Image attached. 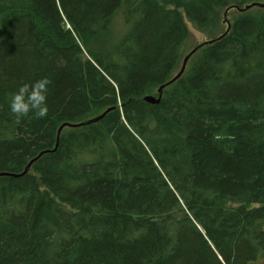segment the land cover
Masks as SVG:
<instances>
[{
	"label": "trees",
	"instance_id": "1",
	"mask_svg": "<svg viewBox=\"0 0 264 264\" xmlns=\"http://www.w3.org/2000/svg\"><path fill=\"white\" fill-rule=\"evenodd\" d=\"M252 3L0 0V173L109 110L0 176V264H264V8L238 10ZM220 12L228 32L144 102L188 54L184 19L201 31ZM43 77L48 115L17 122L10 94Z\"/></svg>",
	"mask_w": 264,
	"mask_h": 264
},
{
	"label": "clouds",
	"instance_id": "2",
	"mask_svg": "<svg viewBox=\"0 0 264 264\" xmlns=\"http://www.w3.org/2000/svg\"><path fill=\"white\" fill-rule=\"evenodd\" d=\"M50 80L47 77L32 82H21L10 94L8 101L9 112L20 122L29 114L35 118L48 115V91Z\"/></svg>",
	"mask_w": 264,
	"mask_h": 264
},
{
	"label": "water",
	"instance_id": "3",
	"mask_svg": "<svg viewBox=\"0 0 264 264\" xmlns=\"http://www.w3.org/2000/svg\"><path fill=\"white\" fill-rule=\"evenodd\" d=\"M253 7H259V8H264V4H261V3H252V4H249V5H246L243 9H238L239 11H244V10H248L250 8H253ZM224 22L226 23L227 25V28H226V31L224 32V35L228 32L229 28H230V25L229 23L227 22L226 20V13H224ZM221 37V36H220ZM219 38V37H218ZM211 41H207V42H204V43H210ZM204 43H202L201 45L195 47L194 49H192L182 60V64H181V67H180V70L177 72V74H175V76L170 80L168 81L167 83L161 85L158 89H157V93H158V96L157 98H154L152 96H145L143 98V101L144 102H147L149 104H158L161 100V96H162V90L167 87L168 85H170L171 83L175 82L176 80H178L182 74L184 73L185 71V67H186V64L188 62V60L190 59V57L200 48L204 45ZM109 111V110H107ZM105 111L104 113H102L101 115L95 117V118H92L88 121H85V122H82V123H79V124H62L60 126V128L58 129L57 131V137H56V144L54 146V148L52 150H46V151H43L41 153H39L35 158L31 159L27 166L24 168L23 172L19 173V174H12V173H0V176H9L11 178H19V177H22L23 175L27 174L28 173V170L30 169V167L38 160V158L44 154V153H47V152H52L56 149L57 147V140L59 138V134L61 132V130L64 128V127H70V128H74V127H80V126H84V125H87V124H91V123H94V122H97L98 120L102 119L103 116L105 115V113L107 112Z\"/></svg>",
	"mask_w": 264,
	"mask_h": 264
},
{
	"label": "rangeland",
	"instance_id": "4",
	"mask_svg": "<svg viewBox=\"0 0 264 264\" xmlns=\"http://www.w3.org/2000/svg\"><path fill=\"white\" fill-rule=\"evenodd\" d=\"M219 16L220 18L218 19V22L211 24L208 28L201 30V31L197 30L191 23H189L186 19H184L187 30H188V39L186 43L184 44V51H187V53H189V51H191L196 45L200 43H204L210 40L211 38H214L222 34L226 30L227 25L224 22V13L220 12ZM231 16L237 17L238 14L232 13ZM229 19L230 17L226 16V20L228 23H229ZM113 26L114 28L110 30L109 37L110 36L114 37L115 35L120 36L121 34H123L124 27L119 21L116 20L113 23Z\"/></svg>",
	"mask_w": 264,
	"mask_h": 264
},
{
	"label": "bare ground",
	"instance_id": "5",
	"mask_svg": "<svg viewBox=\"0 0 264 264\" xmlns=\"http://www.w3.org/2000/svg\"><path fill=\"white\" fill-rule=\"evenodd\" d=\"M147 96H152V95H147ZM157 96H158V93H157ZM144 97H145V96H144ZM144 97H143V98H144ZM152 97H154V96H152ZM154 98H157V97H154ZM142 100H143V99H142ZM69 128H70V127H69Z\"/></svg>",
	"mask_w": 264,
	"mask_h": 264
}]
</instances>
